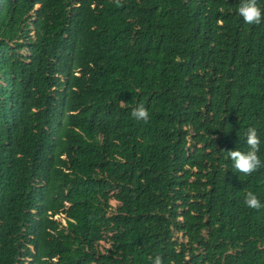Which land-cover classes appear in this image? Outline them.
<instances>
[{
	"label": "trees",
	"instance_id": "1",
	"mask_svg": "<svg viewBox=\"0 0 264 264\" xmlns=\"http://www.w3.org/2000/svg\"><path fill=\"white\" fill-rule=\"evenodd\" d=\"M239 3L0 0V264H264V168L225 152L254 126L264 161Z\"/></svg>",
	"mask_w": 264,
	"mask_h": 264
},
{
	"label": "clouds",
	"instance_id": "2",
	"mask_svg": "<svg viewBox=\"0 0 264 264\" xmlns=\"http://www.w3.org/2000/svg\"><path fill=\"white\" fill-rule=\"evenodd\" d=\"M237 14L242 17L243 22L248 25H259L264 21V15H262L261 7L258 5L257 0H240ZM131 117L136 122L143 124H147L151 118L148 108L143 104L132 109ZM244 135L247 151L234 149L225 152L232 162V168L235 173L250 176L259 169L264 168V161H262L258 155L260 152L261 140L254 126L248 127ZM243 204L246 208L257 212L264 210V202H262L253 191L245 193ZM148 261L149 264H164V258L159 254L154 257L149 256Z\"/></svg>",
	"mask_w": 264,
	"mask_h": 264
}]
</instances>
